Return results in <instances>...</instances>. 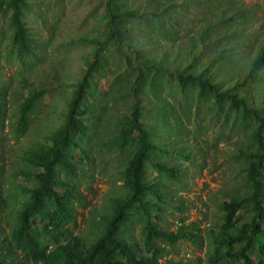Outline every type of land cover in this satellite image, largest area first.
<instances>
[{
	"label": "trees",
	"instance_id": "16d2710c",
	"mask_svg": "<svg viewBox=\"0 0 264 264\" xmlns=\"http://www.w3.org/2000/svg\"><path fill=\"white\" fill-rule=\"evenodd\" d=\"M97 1L89 29L55 42L54 24L45 39L28 25L34 0H0V131L8 118L12 134L25 135L38 103L70 88L58 124L15 150L16 166L0 156V264H191L165 256L200 241L199 229L182 219L176 231L160 223L172 185L188 176L183 161L194 163L201 150L178 135L184 121L201 127L205 112L236 135L228 159L237 182L218 198L222 217L206 234V264H264V38L257 45L247 29L252 11L230 0ZM78 49L91 53L70 85L63 64ZM6 65L16 67L8 76ZM108 165L93 238L74 234L67 225L79 184ZM6 177L23 184L4 193Z\"/></svg>",
	"mask_w": 264,
	"mask_h": 264
},
{
	"label": "rangeland",
	"instance_id": "374dc122",
	"mask_svg": "<svg viewBox=\"0 0 264 264\" xmlns=\"http://www.w3.org/2000/svg\"><path fill=\"white\" fill-rule=\"evenodd\" d=\"M36 3L32 7L34 16L28 15L27 23L32 27L35 37L45 39L47 37L46 27L55 25V34L53 39L55 42H62L65 37H75L83 33L91 25L93 20H86L90 12L97 4V0H34ZM41 1V4H38ZM235 1L238 5H242L252 11V17L247 20L248 31L257 35V45L264 38V0H230ZM196 10L191 8L189 15H193ZM44 12V14L42 13ZM42 13L43 20L40 21L38 14ZM191 18V17H190ZM46 21V23H45ZM3 19H0V28L3 27ZM52 23V25H51ZM250 24V25H249ZM51 25V26H50ZM84 25V26H83ZM247 31V32H248ZM249 33L248 35H251ZM50 52V48L48 49ZM53 52V51H52ZM91 50L78 49L74 53L68 55L67 62L63 64L64 74L69 77V84L74 82L75 77L80 73L84 65V58L88 57ZM59 52L55 51L53 59L60 58ZM89 59V58H88ZM52 60V59H51ZM0 64L2 62L0 61ZM16 67L14 65H6L4 71L6 75H10ZM34 75L38 76L37 72ZM74 76V77H73ZM61 78V76L59 77ZM36 82L37 81L36 79ZM102 86V82L100 83ZM69 87L53 89L46 95L36 110V114L28 127L25 135L15 137L12 134L10 121L4 119L1 127L0 137L5 138L4 147L0 149V156L9 158L5 164L13 167L18 163L13 158L15 150L35 142L40 138L45 131L47 125H57L60 116L59 109L65 106L64 100L68 96ZM258 95V94H257ZM57 105L58 109L52 112V105ZM51 111V112H50ZM195 113V111H190ZM201 112V111H199ZM51 115L46 116V114ZM44 115L47 117L45 118ZM201 127H195L191 123L184 121V127L180 136L181 142L191 143V145H200L199 156L194 163L183 161V167L188 169V176L185 178V183L182 186L173 184L171 187L172 197L170 203L164 205L161 213V226L170 231H176L180 219L185 225H195L199 229L201 240L197 243H180L167 252L165 258L172 260H189L191 264H206V251L208 245V236L206 235L211 230H216L215 226L221 222L222 212L219 209V197L224 191L235 190L234 180V164L229 161V154L232 152L230 145L236 138L232 131L220 129L217 127L218 119L215 121L210 119L207 112L203 113ZM222 130V131H221ZM221 131L222 134L215 138L214 133ZM228 134V135H226ZM230 136L229 141L225 137ZM230 142V144H228ZM2 147V146H1ZM0 163L3 161L0 160ZM91 172L87 177L82 178L78 191L80 201H73V220L67 225L69 229L82 237L93 238L89 234L91 227V216H95L94 211H99L102 207L105 197L109 194L113 165H108V169L104 167H92ZM6 177L7 183L4 185V193L12 190L16 192L23 184L22 178L10 180ZM218 195V197H217ZM178 197L184 203V210L179 212L175 209L178 204ZM220 199H223L220 197ZM5 222L10 223L9 210L5 212ZM6 229L8 226L1 223ZM193 228V227H192ZM137 232L135 227L134 233ZM88 238V239H89ZM164 258V259H165ZM163 260L161 259V262Z\"/></svg>",
	"mask_w": 264,
	"mask_h": 264
},
{
	"label": "clouds",
	"instance_id": "9594fccd",
	"mask_svg": "<svg viewBox=\"0 0 264 264\" xmlns=\"http://www.w3.org/2000/svg\"><path fill=\"white\" fill-rule=\"evenodd\" d=\"M13 180V179H12Z\"/></svg>",
	"mask_w": 264,
	"mask_h": 264
}]
</instances>
